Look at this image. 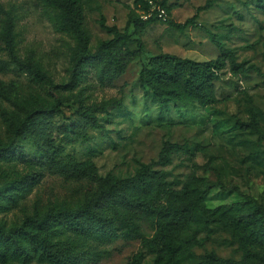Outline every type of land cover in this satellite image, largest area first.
Segmentation results:
<instances>
[{
  "label": "rangeland",
  "instance_id": "obj_1",
  "mask_svg": "<svg viewBox=\"0 0 264 264\" xmlns=\"http://www.w3.org/2000/svg\"><path fill=\"white\" fill-rule=\"evenodd\" d=\"M79 1L92 51L111 38L100 19L104 17L108 26L124 30L128 13L135 8L134 0ZM207 2L210 8L199 12L198 26L190 25L184 31L164 21L140 32L131 24V47L137 48L135 40L139 39L144 51L141 60L132 62L123 76L103 82L97 70L85 64L74 84L63 87L71 78L78 41L58 27L61 9L44 0H0L13 16L17 55L30 58L56 84L52 87L15 66L0 41V80L10 88V99L0 96V143L10 139L11 115L31 105L49 106L59 98L62 112L46 116L44 129L48 146L61 162L90 159L100 175L119 178L131 176L142 163H149L165 173L174 190L187 186L201 190L208 207H230L249 197L264 205V0H169L171 17L184 23ZM4 18L0 13V32ZM215 41L231 48L239 62L257 70L235 76L229 68L224 69L217 81L218 102L205 108L193 103L163 107L152 95H145L139 70L150 55L169 52L211 60L220 54ZM86 110L98 125L81 114ZM168 143L185 149L165 156L163 148ZM27 181L29 184L23 185ZM95 188L92 181L47 162L37 143L22 140L12 155L0 159V195L13 193L16 199L6 207V200L0 197V221L14 224L36 210L75 207ZM140 227L144 234H153L147 222H141ZM65 237L84 255L83 264H131L132 255L142 251L140 239L124 236L109 239L65 231ZM209 255L221 262L243 261L238 244L221 229L203 232L187 263L204 264ZM153 260L154 256L145 252L142 264H153ZM28 264L42 263L34 260Z\"/></svg>",
  "mask_w": 264,
  "mask_h": 264
},
{
  "label": "trees",
  "instance_id": "obj_2",
  "mask_svg": "<svg viewBox=\"0 0 264 264\" xmlns=\"http://www.w3.org/2000/svg\"><path fill=\"white\" fill-rule=\"evenodd\" d=\"M48 5L61 9L58 27L71 32L78 44L74 53L71 78L62 86H71L85 64L92 65L101 81H112L123 76L130 64L142 58L144 45L135 40L129 31L131 24L135 31L148 25L164 21L168 26L184 31L188 26H198L200 11L210 8L211 3L197 9L196 14L184 23L171 17L173 9L169 0H163L168 18L156 16L143 19L136 9L146 10L148 0H134V9L128 13L124 30L116 25L108 26L105 18L100 19L101 27L111 36L99 43L94 51L90 48V35L83 28L84 7L79 0H44ZM0 13L5 15L0 41L5 44L10 60L19 69L56 86L51 76L30 58H20L16 53V35L12 13L0 4ZM220 54L211 60L198 61L180 57L169 52L150 55L139 70V82L145 95H152L163 107L180 103H193L201 108L218 102L217 81L224 69L238 76L251 69L239 62L235 52L215 41ZM10 88L0 80V96L10 99ZM58 98L49 106L31 105L22 113L8 118L10 139L0 143V159L12 155L22 140L37 143L47 162L71 170L80 179L92 181L95 190L79 205L72 207L51 206L44 211L26 213L19 222L8 224L0 221V263L14 262L28 264L34 260L42 264H83L84 255L75 250L74 243L65 237V231L82 236H99L115 239L124 236L140 239L142 251L134 253L131 264H142L145 252L154 256L153 264H188L194 249L200 243L203 232L212 233L221 229L228 232L243 252L241 264H264V205L253 198L230 207H208L201 190L184 187L174 190L163 171L149 163H142L136 172L119 178L108 174L100 175L95 163L83 162L66 164L55 156L54 148L48 146L45 133L46 116L61 113ZM92 124L95 116L89 111L81 112ZM245 124H242V126ZM255 127V124H250ZM185 149L184 145L168 143L164 155ZM34 178L33 174L29 175ZM30 183L32 181H29ZM29 184L28 181L23 185ZM190 184V182H189ZM0 197L6 200V207L15 204L13 193L4 192ZM0 206L2 203L0 202ZM147 222L153 228L152 235L142 232L140 223ZM204 264H236L221 262L213 255L205 257Z\"/></svg>",
  "mask_w": 264,
  "mask_h": 264
},
{
  "label": "built area",
  "instance_id": "obj_3",
  "mask_svg": "<svg viewBox=\"0 0 264 264\" xmlns=\"http://www.w3.org/2000/svg\"><path fill=\"white\" fill-rule=\"evenodd\" d=\"M142 11L143 12L140 14V16L143 19H147L152 16H156L161 20H166L168 18V13L166 7L163 4V0H148L147 9Z\"/></svg>",
  "mask_w": 264,
  "mask_h": 264
}]
</instances>
